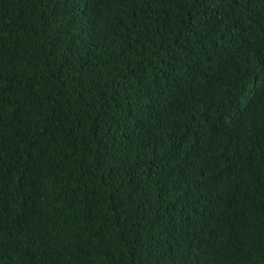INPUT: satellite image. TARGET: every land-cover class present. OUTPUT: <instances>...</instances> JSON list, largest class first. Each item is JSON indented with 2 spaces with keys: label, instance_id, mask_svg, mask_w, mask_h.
I'll return each mask as SVG.
<instances>
[{
  "label": "trees",
  "instance_id": "trees-1",
  "mask_svg": "<svg viewBox=\"0 0 264 264\" xmlns=\"http://www.w3.org/2000/svg\"><path fill=\"white\" fill-rule=\"evenodd\" d=\"M0 264H264V0H0Z\"/></svg>",
  "mask_w": 264,
  "mask_h": 264
}]
</instances>
